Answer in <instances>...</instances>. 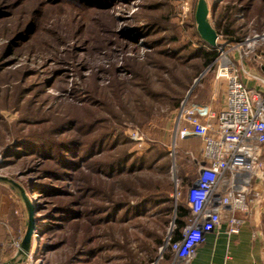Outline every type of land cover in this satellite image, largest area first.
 <instances>
[{"label": "trees", "instance_id": "1", "mask_svg": "<svg viewBox=\"0 0 264 264\" xmlns=\"http://www.w3.org/2000/svg\"><path fill=\"white\" fill-rule=\"evenodd\" d=\"M176 1L0 0V79L19 60L24 66L33 58L46 67L54 61L51 70H37L33 77L48 79L22 78L13 91L0 88V167L17 168L12 178L33 209L39 252L69 247L59 264H92L109 245L100 240V230L131 214L174 208L172 185L153 179L168 171L163 149L153 146L149 155L130 152L119 123L139 116L138 124L146 125L163 100L178 112L194 81H207L214 73L216 48L202 40L195 19L192 33L178 26ZM206 1L218 44L242 42L253 30L264 32V0ZM137 2V13L116 17V8ZM123 20L127 25L119 30ZM111 48L133 55H125L122 68L99 66L87 77L85 56ZM76 75L79 81H70ZM2 110L19 117L9 124ZM190 219L187 202L178 200L171 243L181 239ZM9 240L7 232L0 234L1 263L14 257L13 247L5 245ZM172 259L170 253L162 264Z\"/></svg>", "mask_w": 264, "mask_h": 264}, {"label": "rangeland", "instance_id": "2", "mask_svg": "<svg viewBox=\"0 0 264 264\" xmlns=\"http://www.w3.org/2000/svg\"><path fill=\"white\" fill-rule=\"evenodd\" d=\"M198 0H177L175 7L177 9V16L175 22L179 27L183 28L186 33H192L191 25L194 23L195 12ZM67 7L68 5L65 4ZM71 9V6H68ZM140 9V2L134 5L124 8H116L114 10L116 17L123 16L124 18L130 17L137 13ZM62 16V15H61ZM64 16V15H63ZM128 19V21H131ZM130 24V22H128ZM213 24V23H212ZM127 25V20H123L118 23V29L124 30ZM197 26V25H196ZM188 30V31H187ZM190 30V31H189ZM255 30L244 40L251 39L257 34ZM242 41V42H244ZM2 40H0V44ZM241 42H236L235 44H229L226 42H221L219 45H223L226 49H230L229 57L232 54L237 53L232 47H235ZM256 47L260 50L264 46L259 44ZM249 52L248 43L242 46L243 52ZM106 54L95 53L94 55L85 56L88 58V63L90 69L87 70L85 75L89 77L93 72L92 68H97L103 66L108 68L109 64L113 66H118L122 68L125 55H133V52H128L126 54L118 52L114 53L113 48L105 51ZM142 50L140 54L142 55ZM218 53V52H217ZM100 54V55H99ZM250 56V55H249ZM81 57V55H80ZM219 58V54L217 59ZM43 59V58H42ZM11 60V59H10ZM216 61V60H215ZM54 64L53 60H50L46 65H43V61H34L33 58L28 60V63L23 66L22 61H18L12 68H9L8 73L1 76L0 88L7 87L9 90L13 91L17 80L23 78V81H41L47 76H42L33 79L35 72L37 70L40 73H45L49 71V67ZM23 66V67H22ZM45 66V68H43ZM214 66V64H213ZM47 69V70H44ZM52 69V68H51ZM50 69V70H51ZM16 70L18 74L16 77ZM207 70L203 72L201 76L206 74ZM214 66V73L210 75L207 81H194L191 90L187 95L193 96L199 91L209 92L211 80L216 78ZM51 78V75H49ZM103 76L100 77L99 81H102ZM48 79V77H47ZM79 81L76 76H71L70 81ZM221 80V79H220ZM44 81V80H43ZM153 88L157 89L156 83L151 81ZM189 96V97H190ZM157 109L154 108L152 117L146 125L138 124L140 119L139 116H135L130 120L121 119L119 126L122 129L125 137H127L131 144L130 152L137 153L138 155H149L153 146H159L163 149L165 153V159L168 162V171L164 176H153L154 180H165L169 182L173 191L170 192L171 199L174 200L173 210L166 208H154L149 209L143 214H131L122 222L114 223L102 230H105V234L102 230L98 232L100 234V239L102 243H109L105 248L102 256L95 260L92 264H162L163 260L168 259L170 253L165 252L161 254V248L168 241L170 235L174 229V221L176 218V205L175 200L176 189L181 192L179 198L180 202L186 201V195L188 189L193 185L195 179L193 177L198 173V165L196 160H200V149L202 147L201 141L198 138L195 139H175V116L177 109H171L166 105V100L161 103H156ZM154 105V106H156ZM160 105V106H159ZM150 106V105H149ZM153 106H150V108ZM3 117L12 124L18 119L19 114L12 112L10 110H2ZM0 163H3V158L0 155ZM17 173L16 166L5 165L0 167V176L9 178L13 180L12 176ZM183 173V174H182ZM186 177L188 180L184 179ZM14 181V180H13ZM21 186L18 182H16ZM0 234L6 232L12 236V240L8 241L5 245L13 247L14 257L6 261L12 262V264H59L64 261L70 252L69 247H63L60 251L50 254H41L39 252L40 247V235L34 234L31 244V252L28 256L19 255V250L22 246V241L26 234V220L28 214L25 211V207L22 204L18 195L7 185L0 184ZM7 218H3L6 217ZM23 231L19 237H17V232ZM81 236V234H79ZM4 243L0 242V249H2ZM69 246V245H68ZM78 246L77 248H79Z\"/></svg>", "mask_w": 264, "mask_h": 264}, {"label": "built area", "instance_id": "3", "mask_svg": "<svg viewBox=\"0 0 264 264\" xmlns=\"http://www.w3.org/2000/svg\"><path fill=\"white\" fill-rule=\"evenodd\" d=\"M248 43L249 52L242 46ZM264 33L232 47L243 56H251L264 63ZM216 79L226 84L225 105L217 114H210L214 123L204 120L196 106L187 97L175 116V139L202 141L199 167L193 185L188 189L186 202L191 219L181 233V239L171 243L170 238L161 248V254L173 255L171 264H191L197 249L208 234L220 231L224 215L229 213L228 234L236 235L250 212V195L261 199L254 185L264 184V90L249 89L240 80L239 70L230 49L216 47ZM264 89V78L258 79ZM181 192L176 189L175 200ZM264 216V213H263ZM39 248V247H38Z\"/></svg>", "mask_w": 264, "mask_h": 264}, {"label": "crops", "instance_id": "4", "mask_svg": "<svg viewBox=\"0 0 264 264\" xmlns=\"http://www.w3.org/2000/svg\"><path fill=\"white\" fill-rule=\"evenodd\" d=\"M231 58L239 70L243 84L249 89L263 91L258 79L264 78V63L253 55L243 56L240 53L232 54ZM209 90L207 94L203 90L187 97L190 96L189 102L196 106L204 120L214 123L216 120L209 115L217 114L223 109L226 84L213 78ZM261 159L264 162V148ZM254 188L262 194L261 199H257L255 193L250 195L251 210L244 217L240 233L228 234L230 214L225 213L221 230L207 235L191 264H264V184L257 182Z\"/></svg>", "mask_w": 264, "mask_h": 264}, {"label": "water", "instance_id": "5", "mask_svg": "<svg viewBox=\"0 0 264 264\" xmlns=\"http://www.w3.org/2000/svg\"><path fill=\"white\" fill-rule=\"evenodd\" d=\"M195 20L197 25V31L202 38V40L212 48L218 46L219 35L214 28L211 18H210V8L206 0H198ZM0 184L9 186L20 198V200L25 203L28 207V217L26 220V234L22 241L21 249L19 250V255L28 256L31 252L32 238L35 231V220L33 215V209L29 205V201L26 197L25 192L15 181L0 176ZM5 264H12L8 262Z\"/></svg>", "mask_w": 264, "mask_h": 264}]
</instances>
